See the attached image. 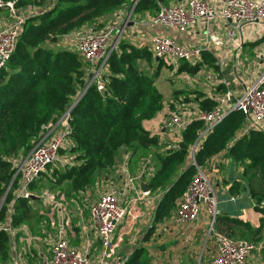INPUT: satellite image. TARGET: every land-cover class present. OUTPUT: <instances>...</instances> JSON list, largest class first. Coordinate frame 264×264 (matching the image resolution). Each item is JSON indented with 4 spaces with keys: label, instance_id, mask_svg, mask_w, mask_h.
<instances>
[{
    "label": "trees",
    "instance_id": "obj_1",
    "mask_svg": "<svg viewBox=\"0 0 264 264\" xmlns=\"http://www.w3.org/2000/svg\"><path fill=\"white\" fill-rule=\"evenodd\" d=\"M1 1L4 4L12 1L14 9H23L29 4L44 5L47 0ZM125 1L57 0L51 8L25 18L14 50L0 69V199L15 171L12 159L30 151L42 127L53 117L58 119L63 115L80 88L86 85L83 63L77 54L69 49L52 52L44 43L54 35L63 36L88 25L104 10L115 9ZM172 1L136 0L134 13L144 10L155 12L159 5ZM260 42L261 38L251 44ZM206 57L211 59L209 55ZM141 59L149 64L155 63L152 74L139 69L138 60ZM161 61L153 58L147 46L138 47L121 39L117 49L108 57L106 73L102 76L103 90L91 84L73 105L68 117L69 137L76 142L71 150L77 152L75 160L79 163L69 165L64 173H60V179L71 181L74 191L98 180L114 165L121 150L129 148L135 154L141 148L152 149L157 143V137L144 128L143 121L153 118L162 108V96L155 86ZM200 66V62L195 65L181 62L177 70L196 73ZM197 98H200L197 104L202 111L210 112L217 107V101L212 97L199 93ZM245 123L242 112L231 110L204 135L200 143L198 138L205 122L193 118L182 132L178 150L153 151L159 166L148 181V188L150 191L160 185H165V188L155 205L153 224L144 240L152 235L157 224L170 217L177 199L191 182L196 172L192 162L184 164L176 175L175 172L191 153L195 142L198 146L193 160L197 166H205L224 150L226 157L240 163L242 172L239 179L244 185L233 181L229 191L238 193L241 189L246 190L254 201L253 211L259 216L254 227L247 221L220 213L217 229L231 231V226H239L253 238L264 240V131L258 128L244 131ZM29 200L23 196L15 197L10 188L0 205V221L8 218V206L15 203L20 210L16 209L18 216L14 217V224L19 223L28 210ZM8 244V233L2 228L0 258L5 259L3 261L8 259ZM261 253L264 258V245ZM145 256V250L137 247L121 264H148Z\"/></svg>",
    "mask_w": 264,
    "mask_h": 264
},
{
    "label": "built area",
    "instance_id": "obj_2",
    "mask_svg": "<svg viewBox=\"0 0 264 264\" xmlns=\"http://www.w3.org/2000/svg\"><path fill=\"white\" fill-rule=\"evenodd\" d=\"M7 6L13 13V6L10 3H7ZM219 6V12L216 13L207 0H184L179 3L159 5L158 9L150 14L149 22L153 26L167 27L182 33L192 29L199 21L209 22L216 17V14H219L226 28V37L232 42L237 41L239 35L241 41V32L246 25H252L254 31H257L254 34L257 40L264 35V0H224ZM25 18L15 14L13 21L0 27V69L5 66L14 50ZM129 21L128 15L118 12L103 27L87 25L63 35L66 40L65 44L67 43L72 48L69 50L74 51L83 63L86 85L80 88L70 107L59 117L58 128H55V124L51 121L44 125L32 149L14 165L15 171L9 187L13 190L15 197L30 198L33 196L30 192V185L39 179L48 165L62 161L64 158L60 154L71 146L68 141L71 132L68 123L69 112L91 84H96L98 90H103L102 76L106 73L108 57L113 50L117 49L118 41L124 34ZM120 29V35L117 36ZM141 43L147 45L144 40ZM148 43L154 58L167 59L170 63L177 65L179 61L190 65L198 63V50L181 45L172 37L155 34L149 38ZM260 57L264 58V54ZM231 110L240 111L245 115L244 131L250 128L264 131V67L257 76L244 85ZM227 113L219 107L210 112L197 109L193 114L189 110L185 112L182 107H174L166 114L163 126L160 127V132L165 133L166 138L170 139L165 151L179 149L182 132L191 119L198 118L205 122V128L198 138L200 142L204 135ZM198 142H195L191 148L192 164L195 165L196 172L183 194L177 199L175 209L169 219L176 224H187L195 221L201 214L206 216L208 233L213 242V252L210 258L199 260L196 264H247L254 245L243 239L228 237L216 227L220 214L215 189L216 171L213 167L207 169V165H210L208 163L205 166L195 164L193 154ZM127 158L126 154L118 167L116 178L104 177V188L98 197L89 203L88 224L81 226V233L91 232V241L99 242L95 257L89 255L88 241L80 247L70 244L66 234L70 212L58 206L55 209L56 214L65 219L63 218V222L59 225L56 239L48 249V254L42 256L36 264L122 263L121 259L112 255L114 235L121 222L135 211V209L132 210L134 204L150 194L149 190H141L139 179L143 175L142 173L134 175L130 171ZM45 195L50 197V194ZM45 195L41 197L47 201ZM36 197L40 198V195ZM8 218H10L9 215ZM7 228L11 227H4L8 233ZM85 239L90 241V236Z\"/></svg>",
    "mask_w": 264,
    "mask_h": 264
},
{
    "label": "rangeland",
    "instance_id": "obj_3",
    "mask_svg": "<svg viewBox=\"0 0 264 264\" xmlns=\"http://www.w3.org/2000/svg\"><path fill=\"white\" fill-rule=\"evenodd\" d=\"M57 0H47L44 5L36 6L34 4H29L23 9H14L13 13H10V7L7 6V4H4L1 0V6H0V17H5L7 19V22H11L14 19L15 14H18L22 17H27L29 15L37 14L46 8H51L52 5ZM136 0H126L124 4L117 8H108L104 10L103 14L89 23L90 25L96 26L97 28L103 27L106 25L114 16L116 13L121 12L124 15H129L130 21L132 19L140 20L139 14L134 13V5ZM7 3H10L13 6L12 1H8ZM148 12V11H147ZM149 14H153V11H149ZM88 24V25H89ZM87 26V25H85ZM83 26V27H85ZM128 30V36L131 37V32L133 30H130L126 27L124 29ZM127 32V31H126ZM125 32V33H126ZM130 39V38H129ZM121 40V39H120ZM65 38L63 36H57L54 35L50 37L44 44L47 46V48L51 49L52 52L59 50V49H72L67 43L65 44ZM264 54V41L259 43L258 48L254 50L253 48L249 49V53L246 55L247 58H249L248 62H241L242 65H240L238 68H236V76L242 77V75L248 76V79L254 78L257 76L261 69L258 68L259 63L258 61L264 60V58L260 57V55ZM202 57V56H201ZM244 55L240 59H243ZM209 58L202 57V60L205 61ZM162 66L159 69L158 76L155 80V86L159 90L162 96V108L157 114L156 118H151L150 121H143V124L145 123H155V125L151 128V135H155L156 137L160 133V127L163 126V121L165 118V109H173L177 105H174L173 101H178L180 105L184 107V111L187 112L188 107H198V104L195 103L194 97L198 96V93L206 94L205 91L199 92L197 90L196 85H198L199 82H206L209 83L206 79V72L211 67L212 72L219 71L218 66H209L204 67L203 64L199 67L198 71L200 70L202 75L198 76L196 73H188V72H178L177 67H175L173 64L169 62L167 59H161ZM209 62V61H205ZM181 61H179L178 64H180ZM205 64V63H204ZM178 66V65H177ZM138 67L142 72H147L149 74L153 73V69L155 68V63L149 64L145 60H138ZM206 73V74H205ZM205 74V75H203ZM234 80L235 75L232 74ZM213 82V80L211 81ZM237 83V82H236ZM214 90L221 93L222 95L227 94V89L225 87V84H217L213 83ZM240 89H238L239 91ZM242 90L237 92V94L241 93ZM178 98H177V96ZM174 105V106H173ZM178 106V107H182ZM199 108V107H198ZM57 120V117H53L51 119V122L54 123ZM150 128V127H149ZM68 141L71 143V146L66 149L63 153H61L62 161H58L55 164H52L51 166L47 167L45 172L39 177V179L34 183L32 188H30L31 194L33 196L40 195V198H34L28 201L26 207L27 211H25V216L23 214L22 219H20L19 223L14 224V217L18 216V213L16 212L17 206L15 203H11L8 206V212L9 217H5L3 220L0 221V229L6 227L7 225L12 226L15 231L18 234L16 235L22 238V243H26V245L31 249L33 255L35 258H38V253L42 252L46 255L48 254V249L50 248L52 242L54 239H56V224L58 223L60 216H58L55 213L56 207L60 206L63 209H65L67 212H70L72 214L77 215L79 212H83V215L87 214L89 202L95 198L98 197L99 193L102 191L104 185H105V179L104 177L107 176L110 179L116 178V174L118 173V167L124 160L125 155H128L127 158V164L130 169V171L134 175H139L140 173H150L154 174L157 171V168L159 166L158 162L155 159V153L153 151H160L159 153H163L166 150V146L170 139L168 140L164 135L160 136V140H157V143L153 145L152 149H139L136 151L135 154H132V149H124L121 150L116 159L114 165L108 169L106 172L103 173L102 176L98 180H96L92 185H88L83 189H80L78 191H74L73 185L71 184V181H62L60 179V173L67 170L69 165L72 164H78L79 161L75 160L77 153L76 151H72L71 148L73 145H76V142L69 138ZM29 151V150H28ZM28 151L18 157H15L12 159L13 165H15L18 161L23 159L25 155L28 153ZM192 162V153L188 155L186 160L181 163L175 172V175L180 171V169L183 167L186 163ZM212 165H207V169H210ZM152 176V175H151ZM150 176V178H151ZM165 188V185H160L153 189V191H150V194L148 195L149 204H139L136 203L134 206H138L139 209L144 210L146 217L143 221H145V224L139 228V221H137L136 217L134 218V223L137 225V228L133 230L131 233H128L125 235L124 241L119 245L118 253L116 252V256L119 257V259L124 260L128 257V255L133 252L134 249L137 247H141L146 252V259L148 261V264H153L155 261L154 258L157 256L152 255V248L155 247V244L148 245V243H142V239L144 238L147 230L150 227V224H153V216H151V213H153V208L155 207L159 196L161 195V192ZM10 187L9 183L5 186V190L2 194V197L0 199V205L3 204L4 199L9 194ZM45 194H50V197H47ZM41 195H45L46 200H43ZM52 197V198H51ZM218 201L220 202L221 195H217ZM56 202L57 204H55ZM219 206V204H218ZM20 210V208L18 209ZM220 211V210H219ZM24 213V211H23ZM173 212L171 213V215ZM71 214H69L70 216ZM170 215V216H171ZM140 218V216L138 217ZM10 219V220H9ZM72 222L69 224L70 226L66 228L67 235H69V239L72 244L78 243V237L79 234H77L75 230V220H71ZM219 231L225 233L228 236H231L232 238L236 239H243L246 241L251 242L254 245V249L252 250V254H256L258 250L260 249V244L262 243L261 240L255 239L251 236V234L247 231H244L239 226H231V231L226 230L225 228L218 229ZM231 232V233H230ZM54 236V237H53ZM53 238V240H52ZM18 238H15V241H17ZM39 248V250L35 249V245ZM99 242L96 241V244L98 246ZM18 247V245H15ZM14 244L10 242L9 238V244H8V258L10 252H17L18 250H13ZM20 247V246H19ZM150 255V256H149ZM115 253H113V257H116ZM5 259L0 258V264H4L5 262H8V260L3 261Z\"/></svg>",
    "mask_w": 264,
    "mask_h": 264
},
{
    "label": "crops",
    "instance_id": "obj_4",
    "mask_svg": "<svg viewBox=\"0 0 264 264\" xmlns=\"http://www.w3.org/2000/svg\"><path fill=\"white\" fill-rule=\"evenodd\" d=\"M181 1L183 2L184 0H173L170 3H179ZM207 1L214 7L216 13H218L220 9L219 5L221 4V1L223 2L224 0ZM147 11L148 10L139 12L138 14L140 15V20L138 21L137 19L133 18L132 21H134V25L127 26L129 31L133 30L130 31L131 37L127 35L128 30H125L124 34L121 36V39L138 47L147 46L149 48V38L152 35L158 34L162 36L172 37L181 45L188 46L190 48H196L199 52L198 63L200 62L201 64H203L204 67L216 65L219 68L217 74V72H212L210 67L206 72L207 74L205 73L206 79L209 83L199 82L198 85H196L197 90H199V92L205 91L206 94H203L204 96L214 98L217 101V107H219L225 112H229L236 98L240 94H237V92L242 90L244 88V85L248 84L250 81L248 79V76L246 75H242L243 79L241 77H237L236 68L242 65V61H249V58H247L246 56L249 53V49L253 48L254 50H256V48H258L259 46V44H251L257 40L254 36V34L257 33V31H254V27L252 25L244 26L241 32V41L239 35V39L237 41L232 42L226 37V28L224 26L223 20L219 17V14H216V17L210 20L209 22H204L203 20L199 21L192 29H188L185 32L180 33L175 29L151 25L149 22L150 14L148 13L149 11ZM10 13L12 12L10 11ZM8 23L9 22H7V19L5 17H0V27L7 25ZM262 37L261 41H264ZM142 40H144L147 45H143L141 43ZM238 41H240V43H237ZM206 55H209L211 58L205 60L209 62H205L202 60V57H206ZM242 55H244V57L243 59H240ZM258 63L259 69L264 67V62H262V60H259ZM173 65L175 67H178L177 64ZM233 73L235 75V80L232 76ZM197 74L198 76L202 75L200 70L197 72ZM212 80L213 82H211ZM213 83L225 84L227 94L222 95L219 92L212 91L214 90ZM238 89L240 90L238 91ZM198 99L200 98H197V96L194 97L195 103H197ZM173 103L174 105L182 106L179 104L178 101H173ZM182 108L184 109L183 106ZM197 109L199 108L188 107V110L192 112V114L195 113ZM170 110L171 109H165V115ZM157 114L154 118L157 117ZM58 120L59 118L54 122L55 128H58ZM150 120H146L145 122ZM153 125H155V123H150L147 125L145 123L143 124L144 128L149 132H151L150 130ZM163 135L165 136V133L161 131L158 134L157 139L160 140V136ZM208 164L212 165V167L216 171L215 189L216 198L218 194L221 195L220 202L217 198L219 204L218 209L220 210V213L226 214L230 217L241 219L243 221H247L250 223L251 226L255 227L258 223L259 216L256 212L253 211L254 201L248 196L247 191L242 189L238 193H231L229 191L230 187L233 185V181L237 180V182L242 183V185H244L242 179H239L242 172V167L240 163H235L230 158L226 157L224 150L219 154L213 156L208 161ZM142 175L143 176L141 177H143V182L147 183L148 185V181L150 180V176L152 174L142 172ZM147 190H149L150 193V189L148 187ZM148 198V196L143 197V199L138 201V203L144 205L149 204ZM134 209L135 211L130 213L121 222L118 231L114 235L112 251L113 253H115V256L116 252L118 253L119 245L121 246L124 241L125 235L131 233L137 228V225L133 224L134 218L136 217L137 221L140 220L139 228H141L145 224V221H143L146 217L144 210H138V206H133L132 210ZM154 210L155 207L153 208V213H151V216L154 215ZM55 213L57 212L55 211ZM70 214L71 215L69 216L68 226L66 228L70 226L69 224L72 222L71 220L74 219V231L79 234L77 244H72L69 239V235H67L70 244L80 247L85 243V241H88L89 255L90 257H95L99 249V246L95 245L96 240L91 241V232H88V234L81 233V226L88 224V211L86 215H83V212H79L77 213V215L72 213ZM58 216H60V219L55 225L57 229L55 236L57 235L59 225L63 222L62 220L64 218L59 214ZM139 216L140 218H138ZM170 217L166 218L162 223L157 224L154 232L147 240H144V238L142 239V241H144L142 243H148V245H156L152 248V255L154 257L157 256L154 258L157 261H155L153 264H196L199 260H205L210 258L213 252V242L208 233V221L206 216L204 214H201L195 221L189 222L187 224H176L174 222H171V220L169 219ZM151 225L152 223L150 224V226ZM9 226L7 225V227ZM10 227L11 228H7V230L9 231L8 236L10 237V242L14 244L13 250L18 251L10 252L9 258L7 259L8 262H5L4 264L38 263L42 256L46 255V252L38 253V258H35L31 249L26 245V243H22V238L20 237V235L16 237V235L18 234L17 232L19 231H15L12 226ZM89 236L90 241L85 239ZM15 238H18V240L15 241ZM15 245H18V247H16ZM263 245L264 240L260 244V249L258 250V252L256 254H251L247 264H264V258L261 253V248L263 247ZM34 246L35 249L39 250L36 244ZM116 257L119 258L118 256Z\"/></svg>",
    "mask_w": 264,
    "mask_h": 264
},
{
    "label": "water",
    "instance_id": "obj_5",
    "mask_svg": "<svg viewBox=\"0 0 264 264\" xmlns=\"http://www.w3.org/2000/svg\"><path fill=\"white\" fill-rule=\"evenodd\" d=\"M128 17H129V15H128ZM127 25L128 26H133L134 25V21H129V23ZM120 32H121V29L118 31L117 36L120 35ZM155 60H158V58L156 57ZM202 141L203 140L201 139L200 143H202ZM140 187H141L142 191L147 190V187H148L147 183L143 182V177H140ZM30 198L34 199V198H37V197L36 196H31Z\"/></svg>",
    "mask_w": 264,
    "mask_h": 264
}]
</instances>
